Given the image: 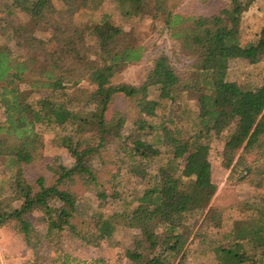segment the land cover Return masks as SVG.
Listing matches in <instances>:
<instances>
[{"label":"trees","instance_id":"trees-1","mask_svg":"<svg viewBox=\"0 0 264 264\" xmlns=\"http://www.w3.org/2000/svg\"><path fill=\"white\" fill-rule=\"evenodd\" d=\"M106 1L0 2V164L9 180L0 197V231L20 236L33 264H108L63 253L55 258L65 233L91 235L92 219L98 241L123 228L139 232L125 253L129 264H183L196 239L215 264H264V194L258 202L234 204L225 218L212 206L218 188L210 160L213 145L224 143V153L238 157L230 178L264 189V80L258 88L228 80L232 60L264 61V26L257 40L241 43L257 0H231L217 14L195 17L165 12L164 0H112L127 13L139 9L163 21L192 62L182 76L162 53L140 87L113 82L122 66L147 53L133 30L109 15L97 24L76 21L82 10ZM36 27L49 28L53 37H38ZM151 88L159 89L157 100L149 98ZM118 95L134 107L132 124L126 115L107 118ZM189 101L197 110L186 138L182 129L167 128L159 111ZM46 133L73 164L58 163L49 176L32 180L27 170L42 162ZM79 183L99 201L92 219L82 212ZM110 200L119 210L104 212ZM207 221L226 225L220 241L204 229Z\"/></svg>","mask_w":264,"mask_h":264},{"label":"rangeland","instance_id":"rangeland-1","mask_svg":"<svg viewBox=\"0 0 264 264\" xmlns=\"http://www.w3.org/2000/svg\"><path fill=\"white\" fill-rule=\"evenodd\" d=\"M10 1L0 0L1 3ZM230 2L231 0H164L165 12H172L184 17L211 16L219 13ZM127 12V9L116 1L107 0L101 8L82 10L76 16V21L79 23L97 24L104 15H109L121 28L133 30L135 36L147 48L145 58L139 63L122 66L113 82L136 87L142 86L148 79L154 59L162 53L168 54L179 74L186 76L192 62L182 53L179 44L170 37L164 22L154 21L151 16L146 15L139 9H135L131 14ZM263 26L264 0H257L245 16L241 28L242 45L245 46L257 40ZM36 35L49 40L54 34L47 27H36ZM88 43L94 54L95 41L89 39ZM228 80L243 82L253 88H258L264 80V61L257 65H250L244 60H232ZM158 97L159 89L151 88L149 98L157 100ZM196 107V102L190 101L175 105L169 104L165 112L159 111V116L166 122L167 128L171 130L180 128L187 138L192 134L191 125L194 122ZM119 115H126L130 120V124L135 119L133 105L121 95L116 96L110 105L107 118L113 120ZM53 137V134L50 133L43 135L42 140L46 146L44 158L40 164L28 168L27 173L30 179L35 180L41 175L49 176L47 170L58 163H64L68 167L72 166L73 159L70 153L66 149L56 147L52 143ZM237 159L238 157L233 158L224 153V143L216 142L213 145L210 157L212 180L218 189L212 201V206L217 208L225 218L234 214L231 210L234 204L242 201L258 202L260 196L264 194V189H256L249 181H239L237 175L230 178ZM152 169L146 170L145 173H150ZM114 171L117 172L116 169ZM8 190V175L3 173V167L0 164V197L6 195L9 192ZM75 191L82 197L83 214L92 219L93 214L99 210L97 197L80 183L76 186ZM117 210H119V207L110 200L104 212L109 213ZM36 215L41 216L40 213ZM96 224V219H92V233L85 238L65 233L63 244L58 249L60 252L56 253L55 258L63 253L71 258L84 261L105 260L108 264H129L125 258V253L138 240L139 232L123 228L118 230L109 240L98 241L96 234L99 231ZM204 225V229L211 234L210 238L214 241H220L222 232L227 228L222 222L207 221ZM204 248L205 246L201 245L199 239L193 240L188 245L183 264H215L214 255L206 252ZM53 257L54 255L50 256V262ZM0 264H33L32 250L24 244L22 238L16 235L11 228L0 231ZM48 264L50 263L48 262Z\"/></svg>","mask_w":264,"mask_h":264}]
</instances>
